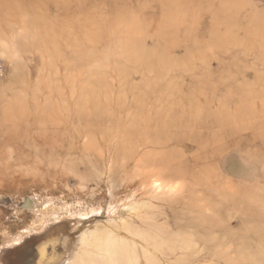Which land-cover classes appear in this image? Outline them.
I'll use <instances>...</instances> for the list:
<instances>
[{"label": "rangeland", "instance_id": "374dc122", "mask_svg": "<svg viewBox=\"0 0 264 264\" xmlns=\"http://www.w3.org/2000/svg\"><path fill=\"white\" fill-rule=\"evenodd\" d=\"M85 250L264 264V0H0V264Z\"/></svg>", "mask_w": 264, "mask_h": 264}, {"label": "bare ground", "instance_id": "6f19581e", "mask_svg": "<svg viewBox=\"0 0 264 264\" xmlns=\"http://www.w3.org/2000/svg\"><path fill=\"white\" fill-rule=\"evenodd\" d=\"M147 142H148V139L147 138H145V141L144 142H142L141 143V141H138L137 143H138V145L139 146H141L142 148H143V146L144 145H147ZM136 149L134 148L133 149V156L135 155V153H136V151H135ZM133 156H132V158H133ZM143 157V154L141 155V157L139 158L138 157V159L136 160V165H138L139 164V162H141V158ZM128 159V158H127ZM150 172V171H149ZM154 178H156V177H154ZM154 183H156L157 182V179H153L152 180ZM159 183V182H158ZM173 184V183H172ZM159 185V184H158ZM174 186V185H173ZM168 187V186H167ZM170 187V186H169ZM173 188V187H172ZM175 188V187H174ZM170 189V188H169ZM108 245V244H107ZM108 249V248H107ZM105 250V249H104ZM70 253V252H69ZM88 257H87V259L85 258V257H83V256H79V259H80V257H81V261H80V264H119V262H121V261H123V260H121V259H119L120 257L117 255V254H112L111 256H109L110 258H106V256L105 255H103V254H100V255H98V254H96V253H94V252H91V251H86L85 250V252H84ZM71 261V260H70ZM65 261L64 263H62V264H77V261L76 262H74L73 263V261ZM121 264H123V262L121 263Z\"/></svg>", "mask_w": 264, "mask_h": 264}]
</instances>
